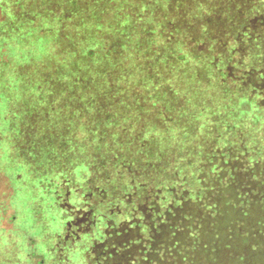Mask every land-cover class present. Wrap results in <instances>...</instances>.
Masks as SVG:
<instances>
[{"label": "trees", "instance_id": "1", "mask_svg": "<svg viewBox=\"0 0 264 264\" xmlns=\"http://www.w3.org/2000/svg\"><path fill=\"white\" fill-rule=\"evenodd\" d=\"M0 62L10 142L97 236L78 262L264 264V0H0ZM66 219L0 264H65Z\"/></svg>", "mask_w": 264, "mask_h": 264}, {"label": "rangeland", "instance_id": "2", "mask_svg": "<svg viewBox=\"0 0 264 264\" xmlns=\"http://www.w3.org/2000/svg\"><path fill=\"white\" fill-rule=\"evenodd\" d=\"M4 9H6V7H4ZM21 17H22V13L17 17L19 23H17L18 21L14 19L17 24H20V26H21V22H20ZM16 23H13L14 25L10 24L11 28H13L11 29L13 30L12 34L14 35L20 34V29H21L20 26L16 25ZM36 29L37 28L32 29V31L29 32L35 33ZM14 60L16 61L15 57ZM19 68L21 69L20 66ZM4 69H6L5 70L7 72L6 77H8V82H9L7 86L10 88H14L15 83H17L18 81L16 75L14 74V65L12 66L9 65V67H2L0 62V76H1V72L4 71ZM18 72L20 73V71H16V73ZM0 87L1 88L3 87V85H1V81H0ZM2 91L4 93H7L4 90ZM16 96L17 98L19 97L17 94ZM5 98L6 97H4L2 106H0L1 107L0 112H2V115H0V130H3L5 133L4 137H1L2 139H0V230L4 234L3 235L4 239L3 237L0 238L1 241L0 253L4 252L6 253V255H9L10 253L13 257H15L14 255L15 249L13 248V246L15 247V242L18 243L23 241L22 230L20 229H29V226H32L35 229L34 232H37L39 236L47 235L48 237H52V236L55 237L58 235H63L64 234L63 228L65 225H62L60 228H58L59 220L62 218V216L64 218L67 216L66 220L71 221L73 219V216L72 215L71 217L68 216L70 212L66 213L65 212L66 210H63L62 207H66V206L71 207L75 203L80 205L82 202H80L81 200L78 198L77 199L73 198L72 200L71 199L69 200L68 198L69 196H66L65 199L60 200L56 204L55 200L50 196V188H54V186H56V183L58 184L57 182L58 178L56 179L53 178L52 181L53 184L51 186L45 185L41 180H39V182L33 181L30 171H28L29 165L24 160H22L21 157L18 156L17 148L13 146V144L10 142L11 138H10V133L8 131L9 130L8 122L9 119H11L12 113L3 110L7 101L5 100ZM66 112L67 111L65 110L62 111L64 118ZM6 115L8 117L5 119ZM93 121H97V119L93 118L92 122ZM80 123L83 122L80 121L73 126L71 125V127H77L78 124ZM94 126L97 127V123H95ZM83 170H85V168ZM19 173L22 174L21 177H18ZM87 176L88 173H86L85 171H82L81 173L80 170L76 178L77 183L75 185V182H73V187L71 188V191L74 189V187L76 188V186H78V182H79L80 184V186L78 187L79 192L82 193L83 190L82 185L84 184L85 179H87L86 178ZM48 179L51 180V178ZM6 181H7V186L10 188L11 191L10 194H7L8 192H6L5 194L4 192H2L8 189V187L5 185ZM71 191H70V195H71ZM53 194L54 192L52 193V195ZM69 201L71 206L68 205ZM55 205L57 206L56 208ZM12 215H15L17 219L13 220ZM68 223L69 221L67 222L66 231L70 230L68 234H70L71 236H70V240L67 241L68 242L67 244L70 247L66 246L65 251L63 250L59 252H64V256L66 255L65 264H72V262L74 261H77L74 262L75 264H85L84 262H78L80 260L78 259V257L75 258L77 256V252L84 253L83 250L85 247V243L88 242L89 240H92L93 238H96L97 236H93L89 238L87 241L83 240L82 243L84 244V246L82 245L79 239H78L79 242L77 244L73 243L72 239L81 238V236L83 238L86 236H83V234L81 233L82 232L81 225L80 226L73 225V227L70 225L69 227ZM35 239L36 238L34 239L32 238L30 243L33 242ZM53 240L54 239L50 240L49 242L50 246L55 243ZM43 244L44 242H42V247L40 246L41 249H44L43 256L45 258V262L43 264H58V261L56 259L58 257V254L51 253L52 246L48 248L46 244L45 245ZM38 255H39L38 253H35L32 250V248H30V253L28 252V254L26 255L27 259L22 264H37ZM59 263L61 264L60 260Z\"/></svg>", "mask_w": 264, "mask_h": 264}]
</instances>
